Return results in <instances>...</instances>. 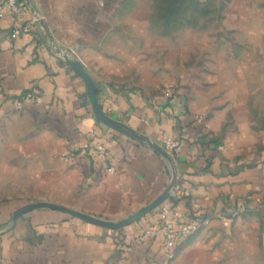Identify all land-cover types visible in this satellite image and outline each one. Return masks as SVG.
I'll use <instances>...</instances> for the list:
<instances>
[{
	"label": "crops",
	"instance_id": "crops-1",
	"mask_svg": "<svg viewBox=\"0 0 264 264\" xmlns=\"http://www.w3.org/2000/svg\"><path fill=\"white\" fill-rule=\"evenodd\" d=\"M212 1L226 15L231 49L214 25L175 29L156 0H21L18 19L0 0V264H162L163 237L140 236L162 225L163 207L177 213L175 230L198 226L175 242L170 264H264V126L237 105L247 100L238 87L264 62L249 57L237 68L224 59L241 55L238 44L264 54V16L249 13L255 0ZM16 27L26 30L11 39ZM61 53L85 66L103 111L144 140L96 118ZM166 139L182 140L172 162L150 146ZM100 147L115 173L96 155ZM170 185L169 199L122 229L52 208L12 227L18 212L41 202L120 222Z\"/></svg>",
	"mask_w": 264,
	"mask_h": 264
},
{
	"label": "rangeland",
	"instance_id": "rangeland-1",
	"mask_svg": "<svg viewBox=\"0 0 264 264\" xmlns=\"http://www.w3.org/2000/svg\"><path fill=\"white\" fill-rule=\"evenodd\" d=\"M156 2L158 5V10H160V12L167 5L166 0H156ZM178 2L174 3L173 7L174 14L172 17L174 19L172 24L175 26V29H177L180 25H184L186 27H201V25H204L207 28L211 27V29L216 26V29L222 28L223 30L224 35L222 36L223 39L221 40L222 45L228 48L232 47L231 43H235V40L230 38L229 23H226V15L224 14V10L222 8L217 7L212 0H189L185 3ZM257 3H259V6H256ZM249 13L258 15L261 14L262 16H264V0H255V2L249 7ZM214 16L216 17V19H214ZM217 19L220 21V23L214 22ZM165 24L169 26L168 23ZM244 41L245 40H242L241 44H244ZM238 46L239 48H237V50H241L240 47L246 49L245 45L240 46V44H238ZM244 49L242 50L241 55H233L230 53H228V55L225 54V62L228 64L232 63L236 65L237 68H241V66L246 65V63L249 64V57H252L254 59V62H264V54L249 56L245 54ZM254 73L256 74L255 77L249 76L248 78L249 82H251V85H254L249 86V82H247L246 86L243 85V87L241 88L238 87L237 94L242 96L244 100H247L243 103H238L237 105H239L238 108L243 112L244 115H252L254 122L257 123L258 126H264V85H261V83L264 84V77H262V74L264 75V72L257 71ZM244 75L245 74L243 71H238L236 79L239 82H243L245 79ZM250 99H252V101ZM259 116H263V118L260 119Z\"/></svg>",
	"mask_w": 264,
	"mask_h": 264
},
{
	"label": "built area",
	"instance_id": "built-area-1",
	"mask_svg": "<svg viewBox=\"0 0 264 264\" xmlns=\"http://www.w3.org/2000/svg\"><path fill=\"white\" fill-rule=\"evenodd\" d=\"M7 13L13 16L14 19L20 18L26 11L25 6L21 0H6ZM26 29H20L16 27L11 34V39L17 38ZM71 55V53H68ZM27 98H33L38 104L41 102V97L38 94L30 93L26 96ZM20 103H17V107L20 109ZM199 122L204 123L202 118L198 119ZM89 145L82 151L71 150L67 155L66 159L71 160L79 155L85 154L89 150ZM163 149L172 157H176L181 154L182 140L180 139H166L163 145ZM95 153L98 158L104 162L107 166V172L113 174L116 172V167L110 159V153L106 148L100 147L95 149ZM162 225L158 228L151 230H145L141 236L140 241L146 242L152 238L163 237V250L165 252V260L162 264H170L176 256L175 242L180 236L190 235L198 230L197 225L193 226H182L178 230L172 227V222L175 220L177 213L170 210L169 208L163 207L161 209ZM209 221H205L204 224H208Z\"/></svg>",
	"mask_w": 264,
	"mask_h": 264
},
{
	"label": "water",
	"instance_id": "water-1",
	"mask_svg": "<svg viewBox=\"0 0 264 264\" xmlns=\"http://www.w3.org/2000/svg\"><path fill=\"white\" fill-rule=\"evenodd\" d=\"M61 56L64 58V60L66 61V63L75 71L76 74H78L83 81L85 82V85L87 87V92H88V96L89 99L91 101L92 104V109L93 112L96 116V118L102 122L103 124L113 128L114 130H117L121 133H127L129 134L133 139L138 140V141H142L145 138L142 137L140 134H138L137 132H135L134 130H131L129 127H127L126 125L110 118L101 108L99 102H98V98H97V94H96V90H95V86L93 83V80L91 79L89 73L87 72V70L85 69V66L77 59L73 58L70 54L68 53H61ZM147 141V140H146ZM150 146L152 148H154L155 150H157L158 152H160L164 157H166L170 162H172V158L171 156L161 147H159L156 144H150ZM173 185H170L164 192L163 194H161L155 201H153L150 205H148L147 207L143 208L142 210H140L138 213L134 214L133 216L120 221V222H109L106 220H102L87 214H83L80 212H76L74 210H71L69 208L63 207V206H58V205H54V204H50V203H39V204H35L31 207H28L24 210H21L20 212H18L14 218H13V226L14 227L17 223V220L19 218H21L23 215H25L26 213L37 209V208H52V209H57V210H61L64 211L68 214H71L81 220L87 221L89 223L95 224V225H99L101 227L104 228H108L111 230H118V229H122L126 226H128L131 223L137 222L139 221L141 218H143L144 216H146L147 214L151 213L152 211H154L155 209L159 208L167 199H169L170 195H171V191H172ZM1 235V233H0Z\"/></svg>",
	"mask_w": 264,
	"mask_h": 264
},
{
	"label": "trees",
	"instance_id": "trees-1",
	"mask_svg": "<svg viewBox=\"0 0 264 264\" xmlns=\"http://www.w3.org/2000/svg\"><path fill=\"white\" fill-rule=\"evenodd\" d=\"M178 1L181 3H185L189 0H166L167 5L162 9L164 14L167 12V15L173 16V14H174V10H173L174 3L178 2ZM183 5H185V4H183Z\"/></svg>",
	"mask_w": 264,
	"mask_h": 264
}]
</instances>
